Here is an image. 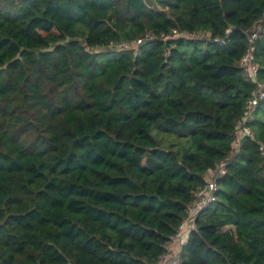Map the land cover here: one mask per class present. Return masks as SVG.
Instances as JSON below:
<instances>
[{"label": "trees", "instance_id": "1", "mask_svg": "<svg viewBox=\"0 0 264 264\" xmlns=\"http://www.w3.org/2000/svg\"><path fill=\"white\" fill-rule=\"evenodd\" d=\"M249 47L264 0H0V264H158L218 169L180 264H264Z\"/></svg>", "mask_w": 264, "mask_h": 264}, {"label": "built area", "instance_id": "2", "mask_svg": "<svg viewBox=\"0 0 264 264\" xmlns=\"http://www.w3.org/2000/svg\"><path fill=\"white\" fill-rule=\"evenodd\" d=\"M258 31L259 29L251 33V35L248 37L249 43H251L253 39L257 37ZM172 33L174 35H177L180 32L173 31ZM181 35H186V34H181ZM148 38H152V37L147 36L146 39ZM167 38L168 37H164V39H167ZM140 43H141V40H135L132 43H124L122 45L124 47H127L131 44L139 45ZM240 66L243 69L244 79L247 81L253 82L255 88L252 91L248 99L247 106H246V112L243 118L241 119V122L237 129L236 149L238 148L239 143L241 142L244 136H250L251 132L249 128L247 127V123L253 118V112L255 108L257 107V105L259 104V102L264 99V87L260 82H258L256 78L258 67L251 60V47H249L247 53L241 59ZM220 173L223 174L224 170L218 169L214 173L213 177L206 183V185L194 194L193 202L188 208V218L180 224L178 228V234L175 237V240L178 239V242H179L177 249L173 251L168 250V252H165L162 255H160L158 258V264H180L181 263V260H180L181 245L185 244L187 239H185L183 242H180L179 238L184 232L189 233L195 230L194 223H195V218L197 214L200 211L208 208L210 204L212 203V201L214 200V192L217 189L215 176Z\"/></svg>", "mask_w": 264, "mask_h": 264}, {"label": "rangeland", "instance_id": "3", "mask_svg": "<svg viewBox=\"0 0 264 264\" xmlns=\"http://www.w3.org/2000/svg\"><path fill=\"white\" fill-rule=\"evenodd\" d=\"M135 47H136V46H135ZM187 237H188V233H187V232H184V233L180 236L179 241H180V242H183L185 239H187Z\"/></svg>", "mask_w": 264, "mask_h": 264}, {"label": "crops", "instance_id": "4", "mask_svg": "<svg viewBox=\"0 0 264 264\" xmlns=\"http://www.w3.org/2000/svg\"><path fill=\"white\" fill-rule=\"evenodd\" d=\"M174 247H175V244L172 242V243L169 244L168 249L169 250H174L175 249Z\"/></svg>", "mask_w": 264, "mask_h": 264}]
</instances>
